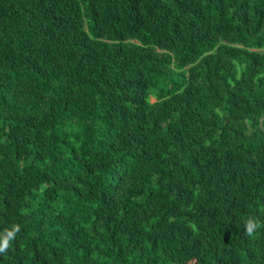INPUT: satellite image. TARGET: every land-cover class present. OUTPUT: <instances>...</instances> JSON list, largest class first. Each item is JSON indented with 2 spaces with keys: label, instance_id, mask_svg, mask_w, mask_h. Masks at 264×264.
Instances as JSON below:
<instances>
[{
  "label": "trees",
  "instance_id": "1",
  "mask_svg": "<svg viewBox=\"0 0 264 264\" xmlns=\"http://www.w3.org/2000/svg\"><path fill=\"white\" fill-rule=\"evenodd\" d=\"M264 0H0V264H264Z\"/></svg>",
  "mask_w": 264,
  "mask_h": 264
},
{
  "label": "clouds",
  "instance_id": "2",
  "mask_svg": "<svg viewBox=\"0 0 264 264\" xmlns=\"http://www.w3.org/2000/svg\"><path fill=\"white\" fill-rule=\"evenodd\" d=\"M243 227L245 236L254 239L261 230H264V221L255 216H249L245 218ZM21 231V225L17 223L0 233V255L6 254L12 248L13 242Z\"/></svg>",
  "mask_w": 264,
  "mask_h": 264
}]
</instances>
